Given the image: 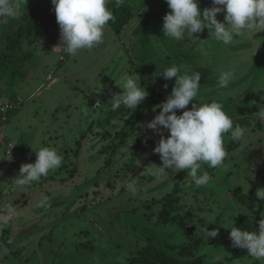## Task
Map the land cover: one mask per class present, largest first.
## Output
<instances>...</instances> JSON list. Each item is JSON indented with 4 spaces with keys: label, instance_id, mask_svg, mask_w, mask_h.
<instances>
[{
    "label": "rangeland",
    "instance_id": "374dc122",
    "mask_svg": "<svg viewBox=\"0 0 264 264\" xmlns=\"http://www.w3.org/2000/svg\"><path fill=\"white\" fill-rule=\"evenodd\" d=\"M199 7H212V0H199ZM170 11L166 0H154L120 35L108 24L102 44L70 59L61 48L51 0H27L18 19L0 26L1 39L25 14L41 21L37 36L22 43L33 57L0 83V107H13L5 116L9 121H0V159L13 142L23 147L11 161L0 160V210L14 209L0 226V264H135L148 246L199 264H218L239 252L245 257L232 264H264L230 240L233 226L258 233L264 219V200L256 196L264 188V119L258 114L264 109V31H245L228 46L208 29L175 42L162 31ZM217 19L224 22V13ZM173 65L201 75L199 101L188 109L216 101L234 122L248 123L242 141L225 135L228 157L220 168L202 166L199 174L207 171L212 181L199 188L184 170L166 169L169 177L159 181L150 174L154 165L162 166L153 152L161 137L147 123L175 84V77L156 73ZM227 70L234 80L220 88L218 77ZM126 73L137 75L149 95L135 111L123 105L113 111L109 102L122 92ZM150 103L154 107L146 111ZM41 147L56 148L62 166L17 187L20 167L35 163ZM131 179L136 195L126 187ZM43 197L48 206H39ZM167 203L173 204L169 220L158 226ZM206 227L218 235L206 241Z\"/></svg>",
    "mask_w": 264,
    "mask_h": 264
},
{
    "label": "clouds",
    "instance_id": "9594fccd",
    "mask_svg": "<svg viewBox=\"0 0 264 264\" xmlns=\"http://www.w3.org/2000/svg\"><path fill=\"white\" fill-rule=\"evenodd\" d=\"M51 2L59 25L61 48L72 57H76L82 50H90L102 44L108 22L115 21L108 7L111 0ZM26 3L27 0H0V26L18 19L24 13ZM114 3L119 8L125 0H114ZM166 3L171 11L163 18L162 31L166 38L175 42L183 41L186 35L194 37L193 34L208 29L216 41L228 46L233 43L235 36L245 31H264V0H212V7L203 10L199 7V0H166ZM218 13H224V22L217 19ZM161 74L165 80L175 77V84L166 101L158 105L161 109L159 114L147 123V128L161 137L153 152L159 154L162 166L154 165L150 174L159 181L169 177L166 169H171L173 174L184 170L197 188L207 186L212 176L207 171L199 174L202 166L207 165L213 169L222 167L228 157L225 135L230 134L233 141H242L247 129L234 125L232 117L219 102L192 103L191 109L187 108L190 102L199 101V72L184 73L180 67L173 65L163 68L162 73H156L157 76ZM234 76L232 70L223 71L218 77V87L228 88ZM119 88L122 92L113 95L109 102L113 111L122 105L135 111L149 95L137 75L124 74L120 78ZM176 110L184 111L177 115ZM258 114L264 119V109L261 108ZM164 130L169 133L167 138L163 135ZM35 153V163L23 164L17 178L13 180L17 187L39 182L42 177L62 166L63 156L56 148L41 147ZM4 159L11 161L10 153ZM126 187L130 194H137L134 179ZM256 196L264 200V188L258 189ZM39 206H48V198L43 197ZM12 215L14 209L11 206L0 210V226L7 225ZM204 232L206 241L218 235V229L208 231L206 227ZM230 240L233 247L246 249L254 261H264V219L259 221L258 233L242 231L233 226L230 229Z\"/></svg>",
    "mask_w": 264,
    "mask_h": 264
},
{
    "label": "trees",
    "instance_id": "16d2710c",
    "mask_svg": "<svg viewBox=\"0 0 264 264\" xmlns=\"http://www.w3.org/2000/svg\"><path fill=\"white\" fill-rule=\"evenodd\" d=\"M137 1L138 0H125L124 5L119 8L115 7L114 0H111L109 3L108 7L113 12L115 21H109L108 24L117 35L122 33V31L132 22L138 12H141V10L145 9V7H147L154 0H141L140 6ZM136 8H138V10ZM39 22L41 21L35 14H25L11 35L1 37L0 83L4 79L17 76L18 67L33 57L32 54L24 50L22 43L27 39H33L37 36L39 33ZM68 58L70 59L71 56L68 55ZM153 107L154 103H150L146 107V111H151ZM234 123L235 125L238 124L243 128H247L246 125L248 124L246 120H237ZM106 162L107 164L110 163V161ZM172 206V203L166 204V208L159 216V221L157 223L158 226H164L169 220V208ZM245 255V252H239L234 257L227 258L218 264H232L234 261L244 258ZM135 264H199V260L189 261L172 256L170 253L159 248L148 246L146 250H144V252L136 259Z\"/></svg>",
    "mask_w": 264,
    "mask_h": 264
},
{
    "label": "crops",
    "instance_id": "0c3cea01",
    "mask_svg": "<svg viewBox=\"0 0 264 264\" xmlns=\"http://www.w3.org/2000/svg\"><path fill=\"white\" fill-rule=\"evenodd\" d=\"M17 104V103H16ZM13 142V141H12ZM12 142H10V143H12ZM23 142V141H22ZM13 145H12V147H7L6 148V152L7 153H5V155L7 156L9 153H10V155L12 156L13 155V151H16V150H23V147H13V146H15V143L13 142L12 143ZM24 144H25V142H23V146H24ZM15 168V167H14ZM5 170V167L3 166L2 168H0V173H2V171H4ZM15 171H17V168H15Z\"/></svg>",
    "mask_w": 264,
    "mask_h": 264
},
{
    "label": "built area",
    "instance_id": "2783aa9c",
    "mask_svg": "<svg viewBox=\"0 0 264 264\" xmlns=\"http://www.w3.org/2000/svg\"><path fill=\"white\" fill-rule=\"evenodd\" d=\"M13 110V107L12 106H10V105H6V106H2V107H0V121H2V120H5V121H7L8 120V118L7 117H5L6 116V113L8 112V111H12ZM9 121V120H8Z\"/></svg>",
    "mask_w": 264,
    "mask_h": 264
}]
</instances>
